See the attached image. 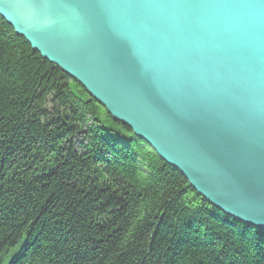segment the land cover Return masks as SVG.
<instances>
[{
  "label": "trees",
  "instance_id": "1",
  "mask_svg": "<svg viewBox=\"0 0 264 264\" xmlns=\"http://www.w3.org/2000/svg\"><path fill=\"white\" fill-rule=\"evenodd\" d=\"M0 264H264L203 198L0 16Z\"/></svg>",
  "mask_w": 264,
  "mask_h": 264
},
{
  "label": "water",
  "instance_id": "2",
  "mask_svg": "<svg viewBox=\"0 0 264 264\" xmlns=\"http://www.w3.org/2000/svg\"><path fill=\"white\" fill-rule=\"evenodd\" d=\"M0 16L214 207L264 231V0H0Z\"/></svg>",
  "mask_w": 264,
  "mask_h": 264
}]
</instances>
